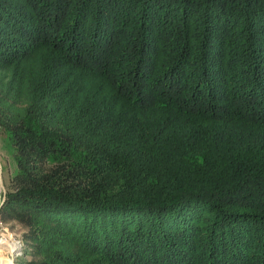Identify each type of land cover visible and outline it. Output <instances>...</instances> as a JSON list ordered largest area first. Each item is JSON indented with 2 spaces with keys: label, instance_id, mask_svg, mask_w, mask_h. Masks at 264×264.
<instances>
[{
  "label": "trees",
  "instance_id": "obj_1",
  "mask_svg": "<svg viewBox=\"0 0 264 264\" xmlns=\"http://www.w3.org/2000/svg\"><path fill=\"white\" fill-rule=\"evenodd\" d=\"M0 132L34 264H264V0H0Z\"/></svg>",
  "mask_w": 264,
  "mask_h": 264
},
{
  "label": "rangeland",
  "instance_id": "obj_2",
  "mask_svg": "<svg viewBox=\"0 0 264 264\" xmlns=\"http://www.w3.org/2000/svg\"><path fill=\"white\" fill-rule=\"evenodd\" d=\"M162 60L160 58L159 63ZM16 168L12 146L0 132V260L10 261L11 264H34L39 260L37 243L34 241L35 232L26 229L8 213L1 214L5 205V196L9 189L10 177Z\"/></svg>",
  "mask_w": 264,
  "mask_h": 264
},
{
  "label": "clouds",
  "instance_id": "obj_3",
  "mask_svg": "<svg viewBox=\"0 0 264 264\" xmlns=\"http://www.w3.org/2000/svg\"><path fill=\"white\" fill-rule=\"evenodd\" d=\"M0 264H11V262L10 261L4 262V261L0 260Z\"/></svg>",
  "mask_w": 264,
  "mask_h": 264
},
{
  "label": "bare ground",
  "instance_id": "obj_4",
  "mask_svg": "<svg viewBox=\"0 0 264 264\" xmlns=\"http://www.w3.org/2000/svg\"><path fill=\"white\" fill-rule=\"evenodd\" d=\"M0 188H1V178H0Z\"/></svg>",
  "mask_w": 264,
  "mask_h": 264
}]
</instances>
